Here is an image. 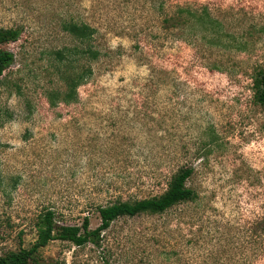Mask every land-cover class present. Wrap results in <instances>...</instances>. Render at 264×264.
<instances>
[{
    "label": "rangeland",
    "instance_id": "rangeland-1",
    "mask_svg": "<svg viewBox=\"0 0 264 264\" xmlns=\"http://www.w3.org/2000/svg\"><path fill=\"white\" fill-rule=\"evenodd\" d=\"M69 23L96 31L97 60ZM0 28L22 32L0 77V257L35 243L46 210L94 230L98 207L190 167L195 201L121 218L100 247L53 241L43 264H264V0H0Z\"/></svg>",
    "mask_w": 264,
    "mask_h": 264
},
{
    "label": "trees",
    "instance_id": "trees-1",
    "mask_svg": "<svg viewBox=\"0 0 264 264\" xmlns=\"http://www.w3.org/2000/svg\"><path fill=\"white\" fill-rule=\"evenodd\" d=\"M212 29H214L213 31L216 34L220 33L215 22L212 23ZM64 30L86 45V48L81 53L88 60L98 59L99 53L92 50L91 46L96 32L93 28L86 24L69 23ZM21 33L20 29L0 28V77L15 63L14 54L6 50L5 46L17 42L21 37ZM57 55L61 59H67L66 55L61 52H58ZM71 56L72 54H69V59ZM92 73L90 68H86L78 77L73 75L65 77L68 84L65 102L68 103L74 98L78 84L91 77ZM252 90L256 103L264 108V67L253 77ZM50 98L53 105L54 98L51 96ZM193 173L194 170L190 167L180 169L169 182L167 191L159 197L135 202H116L108 206L98 207L100 226L94 230L91 229L88 217L84 218L81 226L59 225L56 213L53 210H46L37 223V239L35 243L28 249L20 248L0 257V264H43L41 249L53 241L70 243L78 248L89 244L100 247L103 233L111 227L112 223L121 218H134L143 214L160 215L180 204L195 201L197 194L187 185Z\"/></svg>",
    "mask_w": 264,
    "mask_h": 264
}]
</instances>
